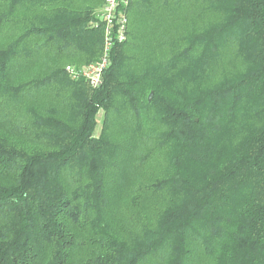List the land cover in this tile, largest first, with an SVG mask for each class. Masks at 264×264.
Returning a JSON list of instances; mask_svg holds the SVG:
<instances>
[{"label":"trees","instance_id":"obj_1","mask_svg":"<svg viewBox=\"0 0 264 264\" xmlns=\"http://www.w3.org/2000/svg\"><path fill=\"white\" fill-rule=\"evenodd\" d=\"M103 2L0 0V264H264V0H131L92 88Z\"/></svg>","mask_w":264,"mask_h":264},{"label":"built area","instance_id":"obj_2","mask_svg":"<svg viewBox=\"0 0 264 264\" xmlns=\"http://www.w3.org/2000/svg\"><path fill=\"white\" fill-rule=\"evenodd\" d=\"M131 0H105L98 21L104 26V44L101 57L95 63L80 68L70 65L65 67L68 76L75 81H85L90 87L97 88L101 82L103 73L109 65L110 50L115 43L126 40L127 10Z\"/></svg>","mask_w":264,"mask_h":264},{"label":"rangeland","instance_id":"obj_3","mask_svg":"<svg viewBox=\"0 0 264 264\" xmlns=\"http://www.w3.org/2000/svg\"><path fill=\"white\" fill-rule=\"evenodd\" d=\"M104 4H105V0H104L103 4H102L100 7L95 8L96 11H97V14H100V13H101V10H102V8L104 7ZM100 57H101V56H99V58H100ZM99 58H98L96 61H98ZM96 61H94V63H95ZM67 66H68V65H67ZM70 66H72V67H76V68H77V67L80 68L81 66H85V65L78 66V65H75V64H70ZM152 97H153V96H152Z\"/></svg>","mask_w":264,"mask_h":264},{"label":"water","instance_id":"obj_4","mask_svg":"<svg viewBox=\"0 0 264 264\" xmlns=\"http://www.w3.org/2000/svg\"><path fill=\"white\" fill-rule=\"evenodd\" d=\"M152 96H153V93H150L149 96H148V101L151 100Z\"/></svg>","mask_w":264,"mask_h":264}]
</instances>
